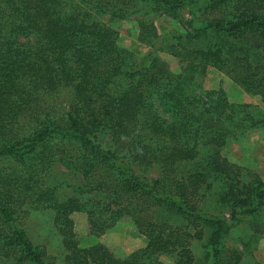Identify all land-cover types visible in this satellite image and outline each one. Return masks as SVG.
I'll use <instances>...</instances> for the list:
<instances>
[{
  "label": "trees",
  "instance_id": "trees-1",
  "mask_svg": "<svg viewBox=\"0 0 264 264\" xmlns=\"http://www.w3.org/2000/svg\"><path fill=\"white\" fill-rule=\"evenodd\" d=\"M149 1L188 9L192 31L152 28L138 58L112 23L141 30ZM213 68L264 99V0H0V264H51L27 228L44 209L66 264H196L193 241L206 234V264H239L223 240L244 216L264 233L253 218L264 181L242 180L225 151L259 121L220 87L196 91ZM65 90L64 111L52 98ZM74 212L91 244L76 238ZM122 220L146 241L128 256L98 240Z\"/></svg>",
  "mask_w": 264,
  "mask_h": 264
},
{
  "label": "rangeland",
  "instance_id": "rangeland-1",
  "mask_svg": "<svg viewBox=\"0 0 264 264\" xmlns=\"http://www.w3.org/2000/svg\"><path fill=\"white\" fill-rule=\"evenodd\" d=\"M141 11L146 13V25L141 30L135 23L129 21L112 23L119 31L120 45L133 52L138 58L144 56L150 50L146 39L141 37L151 38L152 28H155L158 35L163 32L192 31V28L189 27L192 15L186 8L179 9L176 14L174 12L166 13L164 6L149 1L143 4ZM162 57L167 61L170 70L173 72L178 71L180 63L176 58L169 55H163ZM193 84L197 86V92L201 91L199 89L201 87L204 89L220 87L229 102L246 103L251 106L248 112L259 123L256 126L247 128L241 138H228L225 156L230 162L240 166L242 180H251L252 174H257L264 181V99L262 96L246 92L232 81L228 73L214 68L209 69L207 74L196 77ZM69 98V92L65 90L56 94L52 99L56 104H61L62 107L60 108L65 111L68 110L66 105ZM245 112H247V109ZM241 115H244V113ZM142 175L155 178L157 170L148 168L145 169ZM67 177L71 178L70 175ZM205 206L214 208L215 204L207 202ZM71 217L74 221L75 236L79 243L81 245L91 244L94 238L89 233L86 215L82 212H74ZM253 218L260 224L261 231H264V211ZM249 219L250 217L247 216L242 217L241 222L232 227L223 241L226 247L240 250L242 258L239 264H264V233L254 235L250 227L251 223L248 222ZM27 228L34 244L45 250L51 264H66L60 244V236L54 228L53 212L51 210L44 209L32 212L27 219ZM206 235L201 240L193 241L196 264H206L210 260ZM98 240L105 243L112 252L127 256L143 248L146 243L145 238L130 220L119 221L114 227L101 235ZM157 260L161 264H172L175 258L160 255Z\"/></svg>",
  "mask_w": 264,
  "mask_h": 264
}]
</instances>
